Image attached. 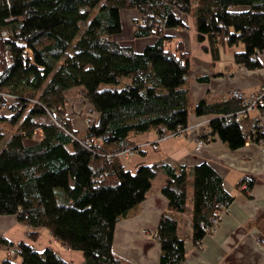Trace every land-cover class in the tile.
<instances>
[{
	"label": "trees",
	"instance_id": "16d2710c",
	"mask_svg": "<svg viewBox=\"0 0 264 264\" xmlns=\"http://www.w3.org/2000/svg\"><path fill=\"white\" fill-rule=\"evenodd\" d=\"M125 10L138 14L134 38H157L141 52L117 40ZM191 13L197 41L207 39L211 54L240 45L233 62L247 70L262 67L264 0H0V215L14 216L30 240L46 229L59 245L84 256L82 264H124L112 252L114 228L145 201L161 172L168 205L154 234L159 263L182 264L187 251L178 235L180 217L190 213L192 240L201 241L208 233L200 224L232 203L223 178L207 163L144 164L131 173L115 156L133 137L187 129L192 111L218 114L201 141L218 138L228 150L264 143L260 120L240 114L248 108L242 100L192 107L190 55L164 34L184 27L182 16ZM102 84L115 88L99 89ZM73 89L93 108L77 114L85 117L82 130L71 121L77 113L69 110ZM257 106L264 113V99ZM243 185L250 198L254 178L242 176L237 189ZM255 226L264 239V215ZM3 242L2 264H68L51 246L37 252L28 242Z\"/></svg>",
	"mask_w": 264,
	"mask_h": 264
},
{
	"label": "crops",
	"instance_id": "0c3cea01",
	"mask_svg": "<svg viewBox=\"0 0 264 264\" xmlns=\"http://www.w3.org/2000/svg\"><path fill=\"white\" fill-rule=\"evenodd\" d=\"M123 12V11H122ZM121 14L122 28L127 27L126 34L118 35V42L122 46H131L138 53L153 44L156 36L134 38L132 36L133 21L137 19L135 12L125 11ZM185 26L165 30L164 34L173 38V43L180 42L191 58L192 69L189 72L188 87L192 107L199 102L219 103L226 101L231 90H239L245 97L264 87V52L259 55L262 67L259 70H247L244 66L233 62L234 48H218L215 56L210 53L207 39L203 43L197 41L196 22L193 14L183 15ZM206 47V49H205ZM240 49V48H239ZM70 90L69 97L79 100L75 103L78 111L92 112L90 103L83 95ZM76 94V95H75ZM85 103V104H84ZM82 119V127L85 117ZM250 117L258 118L264 127V113L257 109L250 110ZM217 115L195 116L192 111L188 117V127L182 136H175L158 142V133L147 132L131 138L129 145L139 146L137 152L121 163L126 170L133 173L141 165L160 163L172 167L184 166L193 168L200 163H207L223 178L224 189L234 196V200L219 220L217 229L202 237L201 247L197 248L192 240L190 213L182 215L179 222V238L185 242L186 259L182 264H264V244L255 222L264 215V143L258 145L247 142L237 150H228L226 144L218 138L203 141L198 146V140L207 132L209 122ZM72 121V120H71ZM157 144V148L153 146ZM242 176L254 178L250 198L243 190L237 189ZM166 176L158 172L152 183V188L146 195L145 201L135 210L121 219L114 228L112 252L124 264H160V243L154 237L161 214L167 211L168 199L161 194V188ZM190 187V188H189ZM187 207L192 209V185L189 182ZM26 226L18 223L14 216L0 215V264L6 259L8 246L19 242L30 243L37 252L53 247L59 257L68 264H82L84 256L80 253L68 251L59 245L46 229L38 230V239L30 240Z\"/></svg>",
	"mask_w": 264,
	"mask_h": 264
},
{
	"label": "built area",
	"instance_id": "2783aa9c",
	"mask_svg": "<svg viewBox=\"0 0 264 264\" xmlns=\"http://www.w3.org/2000/svg\"><path fill=\"white\" fill-rule=\"evenodd\" d=\"M226 96L232 97L236 100H242L243 104L246 105L248 108L241 111L240 114L242 116H245L247 112H250V110H254L257 109V105L264 99V87L262 88V90H260V92L258 93H253L251 94L249 97H245L243 96V94L241 93V91H237V90H231L227 93ZM11 98L8 97V100H10ZM93 118V115H88L87 116V120L85 121V124L87 126H90L89 124L91 123V119ZM186 128L185 130L182 129L181 127H177V129L175 130L174 133H167L165 132V130H161V134H158V138L156 143L164 141L165 139L171 138V137H175V136H182L186 133ZM203 141H201L200 139L198 140V146L202 145ZM139 146L136 145H132L129 146L125 149H123L120 153L116 154L115 156H117L121 161L122 160H127L129 158L132 157L133 154H135L138 150ZM157 148V144L153 146V149ZM112 156H107V161H109L111 159ZM230 206V204L228 203H223L221 208L219 210L216 211L215 216H212L210 222L208 224L205 223H201L200 224V228H204L205 231L208 234H211L212 232H214L218 227V223L219 220L222 216V214L224 212H226L228 210V207ZM261 243L264 244V240H261ZM195 246L197 248L201 247V241H196L194 242ZM8 256L12 257L14 255V251H10L7 254Z\"/></svg>",
	"mask_w": 264,
	"mask_h": 264
},
{
	"label": "rangeland",
	"instance_id": "374dc122",
	"mask_svg": "<svg viewBox=\"0 0 264 264\" xmlns=\"http://www.w3.org/2000/svg\"><path fill=\"white\" fill-rule=\"evenodd\" d=\"M125 11L135 12V11H131V10H125ZM125 11H123V12H125ZM126 31H127V27L122 28L123 35L126 34ZM239 48H241V47H239ZM239 48L237 47V49H239ZM107 88H115V86L112 85V84H107V85L102 84L99 87V89H107ZM75 90H77V89H75ZM75 90H74V92H71V93H75ZM69 98H70L68 100L69 110H71L72 113H75V112H77L79 110L78 109V106L75 103L80 102V101L79 100H73L72 98H74V97H69ZM80 113H82V112L79 111V112L76 113V115H71V120H72V123L75 126V128H81L83 126L82 125V119H81V117L79 115H77V114H80ZM3 143H4V141L1 143L0 148H1V146H2Z\"/></svg>",
	"mask_w": 264,
	"mask_h": 264
}]
</instances>
